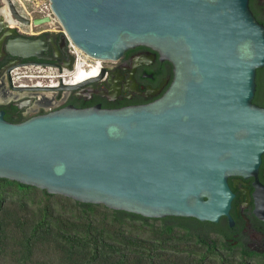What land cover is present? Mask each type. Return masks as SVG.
Listing matches in <instances>:
<instances>
[{
	"label": "water",
	"instance_id": "1",
	"mask_svg": "<svg viewBox=\"0 0 264 264\" xmlns=\"http://www.w3.org/2000/svg\"><path fill=\"white\" fill-rule=\"evenodd\" d=\"M7 2L18 22L52 21ZM49 3L63 37L83 53L111 61L146 46L172 63L173 79L145 105H70L20 122L0 112V177L145 217L233 224L227 178L256 177L264 153V108L252 101L264 26L248 0ZM43 47L17 37L5 50L29 57Z\"/></svg>",
	"mask_w": 264,
	"mask_h": 264
},
{
	"label": "trees",
	"instance_id": "2",
	"mask_svg": "<svg viewBox=\"0 0 264 264\" xmlns=\"http://www.w3.org/2000/svg\"><path fill=\"white\" fill-rule=\"evenodd\" d=\"M226 226L150 218L0 177V264H264Z\"/></svg>",
	"mask_w": 264,
	"mask_h": 264
},
{
	"label": "flooded vegetation",
	"instance_id": "3",
	"mask_svg": "<svg viewBox=\"0 0 264 264\" xmlns=\"http://www.w3.org/2000/svg\"><path fill=\"white\" fill-rule=\"evenodd\" d=\"M3 5L0 0V9ZM248 6L264 26V0H248ZM16 21L10 23L0 12V112L8 121L20 122L70 105L117 109L149 104L164 94L173 79L172 63L146 46L128 48L118 60L106 63L92 80L80 81L86 77L75 78L72 73L68 76L71 84L55 86L51 84L61 80L56 74L34 73V78H27L24 70L31 68L35 72L49 69L68 74L64 69L71 68L75 58L62 34L36 31L34 25ZM17 37L42 39V52L29 57L10 55L5 50L6 42ZM13 75L17 76L14 81ZM252 101L264 108V66L256 70ZM227 182L234 194L229 210L233 224L226 216L214 224L226 226L222 235L232 247L243 249L245 255L264 258V153L256 177L229 176Z\"/></svg>",
	"mask_w": 264,
	"mask_h": 264
},
{
	"label": "built area",
	"instance_id": "4",
	"mask_svg": "<svg viewBox=\"0 0 264 264\" xmlns=\"http://www.w3.org/2000/svg\"><path fill=\"white\" fill-rule=\"evenodd\" d=\"M12 1H13L14 5L16 6L18 13H20L22 16H24L26 18H29L32 20V19L37 18V17L49 16V17H51L52 22L54 20L57 21L55 19V17L53 16L49 0H12ZM52 22L44 23V24H41L38 26L34 25V27H39V26L51 24ZM41 30L43 31L45 29H41ZM41 30H39V31L41 32ZM56 32L58 34L64 35V30L61 26H60V29ZM67 42H68V48L70 49L71 53L74 55V58H75L74 64L71 68L64 69V71H67L68 74H65L64 72L58 73V74L56 73L57 78L61 79L60 80L61 83H60V81H55V83H53L51 85L58 86V85L62 84V85L67 86L68 84H71L69 81V78H68V76L70 75L69 73L73 72V70L76 68V65L79 62L82 63V66L84 67V70H86V71H90L91 68L95 69V73H93L89 77L81 79L80 81L89 79L91 77L99 76V74L101 73V71L105 67V64L108 63L109 61L91 57V56L83 53L81 50H79L80 52H78L76 47L69 40H67ZM36 69H41V68L37 67ZM36 75H39V74H36ZM23 76L32 79V78H34V73H24ZM16 78H17L16 75L12 76L13 81L16 80Z\"/></svg>",
	"mask_w": 264,
	"mask_h": 264
},
{
	"label": "bare ground",
	"instance_id": "5",
	"mask_svg": "<svg viewBox=\"0 0 264 264\" xmlns=\"http://www.w3.org/2000/svg\"><path fill=\"white\" fill-rule=\"evenodd\" d=\"M3 2H4V5L0 9L1 14L10 23H12V24L15 23L16 20L13 18L12 14H11V11L9 9L7 0H3ZM76 49L78 50V52H80L79 51L80 49H78L77 47H76ZM72 73H75V78H79V77H82V76L83 77H89L90 75L95 73V69L91 68L90 71H86V70H84V67L82 66V63L79 62V65H76V68L73 70V72H71L69 74H72ZM69 81H70V79H69Z\"/></svg>",
	"mask_w": 264,
	"mask_h": 264
},
{
	"label": "rangeland",
	"instance_id": "6",
	"mask_svg": "<svg viewBox=\"0 0 264 264\" xmlns=\"http://www.w3.org/2000/svg\"><path fill=\"white\" fill-rule=\"evenodd\" d=\"M19 27L23 30L26 29L25 26H23V25H19ZM35 29H36V31L41 30V29H45V30H54L56 32L60 29V25L57 21L54 20L51 24L35 27ZM26 71H28V72H26ZM26 71L24 70V73L26 72V73L56 74L55 70H49V69L42 70L40 72H38L39 71L38 70L37 72H35L34 68L33 69L31 68V69L26 70ZM43 81L46 82L45 79H43Z\"/></svg>",
	"mask_w": 264,
	"mask_h": 264
}]
</instances>
